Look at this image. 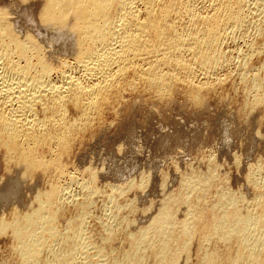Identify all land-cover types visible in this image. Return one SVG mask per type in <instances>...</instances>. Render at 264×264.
<instances>
[{
	"label": "bare ground",
	"instance_id": "bare-ground-1",
	"mask_svg": "<svg viewBox=\"0 0 264 264\" xmlns=\"http://www.w3.org/2000/svg\"><path fill=\"white\" fill-rule=\"evenodd\" d=\"M6 2L0 0V148L5 153L0 152L6 158L2 157L5 162L12 163L21 171L22 182L36 176L38 173L33 174L34 171H39L42 178H49V186L41 188L44 190L34 196L37 203L34 208L26 212L12 208L9 219L0 216V235L9 234L11 237L13 263L187 264L189 253L194 249L192 244L196 242L197 258H192L196 260L195 264H264V182L255 176L253 170L246 176L256 191L250 204L242 203L241 197L235 196V192L230 193L222 184L217 185L215 193L212 192L213 185L222 179H219L216 160L208 161L209 173L189 170L187 174L180 173L182 177L179 175L177 192L171 194L166 191L165 194L168 192L169 195L161 196L164 203L160 209L157 206L161 203L155 205L159 211L154 216V212H150L153 218L148 220L149 225L138 227L135 224L138 231L126 237L128 247L125 246L127 248L117 255H108L105 253L107 249L103 252V248L93 252L96 245L88 240L90 234L86 220L90 215V205L97 198L95 194L100 193L96 168H88L86 175L79 180L84 191V198L80 197L82 200H78L72 190L69 191L72 182L79 178L69 169L73 145L77 144L75 141L80 134L89 131L92 124L101 118L108 105L126 92L136 93L140 89L145 93L152 92V97L155 95L161 104L170 101L174 92L183 88L187 98L185 94L182 96L192 102L190 106L204 103L207 95L228 79L218 77L210 80L213 72L227 71V63L232 61L223 47L226 36L235 34L234 31L250 32L252 27L251 31L259 37L262 35L264 42V0H23L18 10L27 15L28 21L36 23V27L50 32L53 36L51 42L69 40L67 52H71L72 57L66 59L63 56V60L47 51L44 39L33 32L22 33L18 29V20L11 7H14V2L11 6ZM257 41L258 38L249 44L245 42L248 49L245 45L242 53L239 48L242 59L238 63L241 72V80H238L246 83L243 85L246 97L243 105L239 104L243 111L253 115L255 109L264 106V62L260 65L255 62L256 67L249 64L252 57L264 51V43ZM58 47L61 49V45ZM53 51L56 52L55 49ZM149 99L148 103L151 102ZM71 109L77 111L75 117L69 114ZM249 114L251 118L252 114ZM258 161L255 170L263 172V159ZM222 174L227 177V172ZM17 175L20 176L19 171ZM148 180L151 182L150 177L138 184L134 182V190L137 187L145 189L147 183L148 187ZM120 185L112 190L114 202L117 197L128 194L125 192L130 186L125 189ZM128 200L125 206L131 211L133 206ZM68 202H74L75 207L68 217V226L63 230L59 221L68 210ZM117 206L116 209H121L124 204ZM125 224H130L128 218L105 223L106 241L118 239Z\"/></svg>",
	"mask_w": 264,
	"mask_h": 264
},
{
	"label": "rangeland",
	"instance_id": "rangeland-1",
	"mask_svg": "<svg viewBox=\"0 0 264 264\" xmlns=\"http://www.w3.org/2000/svg\"><path fill=\"white\" fill-rule=\"evenodd\" d=\"M5 2L10 3L9 6H11L14 2L13 4L14 7L11 6L13 8L12 12H14L13 16L18 20V24H19L18 29L21 30L22 33H24L25 31H30V32H33L37 37L44 39V43L46 45L45 47L47 51L50 52L54 56H57V57L59 56L58 57L59 60H63L65 58L71 59L72 55H71L70 50H69L70 53L67 52L69 40L64 42L62 39H59V41L55 40L54 42H51V40L53 39V36L50 32L42 31L39 27H36L35 26L36 23L33 24L31 20L28 21L26 18L27 15L18 10L20 5L23 3V0H5ZM15 3H19V4H15ZM19 14H21L22 16L21 15L19 16ZM26 21L29 23H26ZM251 29L252 27L250 28V32L244 31L245 33H243V31H239L240 33H238V31L237 32L234 31L235 34L234 33L233 34L229 33L230 35L228 34V37L231 39H228L227 36L224 39L225 40L224 41L225 44H223V47L225 48L224 50L227 49L226 53L229 54L228 57L230 56L233 62L231 61L230 63L229 62L227 63L228 67L227 68L225 67L227 71L222 70L218 72L217 71L213 72L214 74L213 73L212 74L214 76L211 74L212 77H210V80L212 79L211 81H214L218 77H222L225 79H227L228 77V79L225 80L226 83L224 82V84L222 83V85L220 84V86L218 85L216 87L217 91L214 89V92L212 91L207 95L208 98L206 97V99L209 101L207 102L206 100L204 102L205 106H204V103H202L203 105L200 104L199 106L202 108H200L198 105H195V104H193L195 107H193V105L190 106V103L192 104V102L191 101L189 102V100L186 99L187 96H186V91L184 88L177 89L176 90L177 92L176 91L174 92V95H173L174 98L172 97V99H174L175 101L174 100L172 101V99H170V101H166V102L164 101V103L162 102L163 104L162 103L160 104L161 101L157 99L155 95L154 97L156 99L152 97L153 93L150 91H146L147 94L145 93V90L143 91V89L142 90L140 89V92H143L141 94L139 90L136 91V93H134L135 91L132 93L128 92V94L126 92L123 96H121L122 98L120 97L122 100L120 98L117 99L120 102H118L117 100H114L113 101L114 103L112 102L113 105H111L112 104L111 103L110 105L107 106L108 109L107 108L104 109L102 115L100 116L101 118H99L102 124L99 120H96L94 122L95 124L94 123L92 124L89 131L85 132L86 134L88 132L87 135H85V133L84 134L82 133L77 137L78 141H75L77 142V144L74 143L73 145V147H75L76 149L72 148L73 150H71L72 152L70 153V157H69L71 160V164H70V160L69 159L68 160H69V164L72 167L71 168L69 165L70 171L74 172V174H76L75 176L76 177L78 176L79 178L75 179L72 182L69 188V191L72 190V192L77 195L78 200L79 199L82 200L84 198L83 197L84 191H83L82 185L79 183V180L83 178V175H86V172L88 171L87 169L88 168L91 169L92 167H93L92 169L96 168V171L98 172V177H99V178L97 177L96 183H97L98 190L100 193H97L95 194L96 196H94L97 198H94L95 201H93L92 204L90 205V210H91L90 215L88 217V220H86L87 225L85 224L87 226L86 227L87 231L90 234L88 240L91 242V244L96 245V246L98 245L97 246L98 248L96 246H95L96 248L93 247L94 249L93 252H95V250L97 252L101 251V249L103 248L102 249L103 252H105L104 250L107 249L105 253L108 252L107 253L108 255H111V254L117 255L118 252L121 251L123 248H127L128 243H127L126 237H128L129 234H134L135 231L137 232L138 227H145L149 225L148 220L149 221L152 220L153 218L152 216H154L157 213L156 211H159L157 210V207L158 209H160V207H162L164 203V200L162 199L164 197L163 194H165L166 191L170 193L177 192L176 190H178L180 186L179 177L181 176V174L182 173L187 174L186 172H188V170L189 172L191 171L200 172L201 171L200 173L204 172L203 174L209 173L210 169L208 170L207 168L208 167L210 168V166L208 165L210 160L211 161L216 160L215 163L218 165L219 179L222 178L219 180V183L216 182L217 184L215 183L213 185L214 186L212 187L214 189V190L212 189L213 193H215L217 191V187L220 184H222L221 186L222 187L226 186L227 190L230 193L235 192L234 193L235 196L241 197L242 203H244L243 201H245V204H247L248 202H249L248 204H250L254 200L255 197H253L252 195L254 194L256 195V191H253L254 188L250 183H248L250 181L249 179L247 181L246 176L247 174H249L251 170H253V173L256 174L255 176L257 178L259 177L261 181L264 182V171L260 172L258 170L257 171L255 170L256 163L259 162L258 159L259 160L263 159V163H264V109H263L264 106L255 109L253 111L254 115L252 114V112L243 111L244 108L240 107V104L244 102V99L246 97V94L244 92L245 89H243L245 88L243 87V85L246 83H244L245 81L243 80L242 82L240 81L241 72H240V68L238 67V63H240L239 61H241L242 59V54H240L239 48L240 47L242 48V49L240 48L241 53L245 51L244 48L247 47L246 49H248V45L245 42H248L249 44V42H252V40L255 41V39L258 38L259 41L257 42L264 43L262 35H260V37L259 35H255L254 31H251ZM248 33H250V36ZM242 34H246V35H242ZM253 34H254V37H253ZM243 36L245 37V39ZM251 36L252 38H255V39H252ZM260 39L262 42L260 41ZM63 42L66 43V45L65 44L63 45ZM52 45H54L55 47L54 46L52 47ZM60 45H61V49L60 47H58ZM47 47L48 48L50 47V48L48 49ZM53 49H55L56 52H54ZM63 49L65 52H63ZM57 50L59 53L57 52ZM262 52H263L262 54L258 53L254 57H252L251 58L252 60L251 62H249V64L250 65L253 64L252 66L256 67L259 63L264 62L263 61L264 51ZM233 59H235L237 63ZM258 60H261V61H258ZM228 61H230V58ZM255 62L257 65L255 64ZM229 64H231V66ZM229 69L232 71H230ZM233 71H235V74ZM227 74H229V76ZM235 76L236 78H234L233 80L232 77H235ZM235 82L238 83V84L236 83L238 86L234 84L235 85L234 87L235 88L237 87L236 89L234 87L233 88L231 87L233 86L232 83H235ZM241 91L244 93H242ZM149 94L150 95L152 94L151 95L152 99L150 96H148ZM139 95L140 97L143 95L142 98H138ZM145 95L147 96L145 97ZM182 95H184L186 98ZM221 95H222V98H221ZM127 98H129V101L130 100L131 101L129 102ZM147 98L149 99V102L151 101L150 103H148ZM132 99L133 100L135 99V101H132ZM153 99H155L156 103L154 102ZM144 102H146L147 104L146 103L144 104ZM157 102L159 103L157 104ZM121 103L123 107L121 106ZM130 103H131L130 105L131 108L130 106L128 107ZM137 104L139 105V107ZM141 104H143L142 105L143 108L140 106ZM164 104L165 106H163ZM115 105L116 106L118 105V106L116 107ZM155 105H157L158 108ZM112 108L113 110H116V111H117L116 108H118V111L117 112L112 111L111 110ZM239 108L243 112H241ZM142 110L145 111V114L143 113L144 111ZM73 111L74 109H71V112L69 111V114L71 115V117L72 116L75 117L78 114L76 110L74 112ZM147 112L149 116H147ZM240 113L241 114L244 113V114L241 115ZM249 113L252 114L251 118L249 116L250 115ZM246 116L249 117V119H246ZM252 117L255 118V119L253 118L254 121L252 120ZM96 126L97 128H95ZM99 126H101V128ZM122 128L125 129L123 130L124 132L121 130ZM0 151L4 152L3 149L1 148H0ZM2 152H0V184L2 183L0 185V192H1L0 193V212H1L0 216L3 218L9 219L12 215L13 209L17 208L19 211L26 212V211L31 210L37 205V203L34 202L35 200L34 196L36 197V195L40 191L44 190L41 188L46 189L49 186V182H48L49 178L47 176H43L42 178V175H40L41 173L39 171H34L33 174L40 173L39 174L40 176L38 174L36 176L34 175L33 176L34 178L31 176L29 179H27V181L26 180L23 181L24 182L23 184L22 178H21V171L16 169L17 167L12 166V163H8L7 161L5 162L4 160L6 158L4 154H2ZM2 157H4L5 159L4 158L2 159ZM9 164L12 167H9ZM6 166L9 168L6 169L5 168ZM102 166L104 167V170H102L103 169ZM192 166L194 169L191 168ZM195 167H196V170H195ZM197 167L198 169H200L199 171ZM18 171L20 172V176L19 175L16 176V174H18ZM225 171L227 172V177H226V174H222V173H226ZM149 177L151 181L149 182L148 180L150 186L148 185L147 187V184H148L147 183L146 186L144 187L146 190L143 189L144 192L142 188H138L137 186H136L137 189L134 190L135 188V185L133 184L134 182L135 184H138L141 182L140 180L144 178H149ZM163 177L165 178L163 179ZM162 180H165L167 184L165 183V181H162ZM221 180H223L224 182L220 183L222 182ZM45 181H46V184H45ZM225 181H227L228 184H226ZM161 182H164V184L163 183L161 184ZM6 185L8 187H6ZM102 185L103 187L101 188L100 186ZM109 185H112V186L110 187ZM119 185L122 188L126 187L125 189H127L129 185L130 186L128 189L129 191L126 190L125 193H128V194L127 195L124 194L122 195V197L121 196L117 197L116 201L114 202L115 199L112 198L113 197L112 190L116 188L118 189ZM165 185L167 186V190H166ZM131 187L133 188V190L131 189ZM100 189H102V191H100ZM78 192L80 196H78ZM168 192L165 195H169ZM109 195L111 197H108ZM104 196L107 198H105ZM80 197H82V199ZM110 200H113V201H110ZM127 200H128V203L130 201V203L133 206L131 211L129 210L128 207L125 206V204L127 203ZM31 203H34V205ZM159 203H161V205H159ZM123 204L124 206H121V209L118 208L120 211L116 209V207H118L117 205H123ZM156 204L159 206L156 207L155 206ZM71 206H72V209H71ZM67 207H68L67 212L63 216H61V218L63 217V219L67 217L64 219V221L66 222H64L63 219L61 218L60 220H62L63 223H61L62 221H59V226L63 224L62 226H60V228L62 227L61 229L66 228L68 226L67 224L69 223L68 221H69V218L71 217V214H72L71 212H73L72 210L75 207L74 202H68ZM137 208H139L140 210ZM113 210H116V211L114 212ZM105 211L108 213L109 215L108 217ZM150 212L152 213L154 212V214H152L151 216ZM109 213L110 214L112 213V214L110 215ZM113 213L116 215L114 216ZM102 214H105L106 216ZM130 215L132 218L130 217ZM94 217L95 218L97 217L96 218L97 220ZM111 217L114 219H112ZM126 218L130 220V224L124 225L123 229L120 230L118 239L114 240L113 242H107L105 239L106 231L105 230L103 231L104 229L103 225L107 222L114 221L115 219L123 220ZM101 221H102V224H101ZM88 222L90 223L88 224ZM135 224H137L138 227ZM127 230H129L128 234H127ZM130 231H132L133 233H131ZM99 240H102V241H99ZM112 244L115 246L117 245V246L116 247L112 246ZM10 245H11V237H9V234L0 235V264H15L13 263L14 259L12 255H10L12 254L11 252L12 249ZM192 245H191L192 246L191 248L192 249L194 248L193 249L194 252L190 251L192 253H189L188 263L192 264L194 262L195 264L196 260L194 259L197 258L196 249L198 248L197 247L198 244L195 242V244L193 243ZM109 247L111 248V250ZM114 247L115 249H113ZM190 258L192 260L191 262H190Z\"/></svg>",
	"mask_w": 264,
	"mask_h": 264
}]
</instances>
